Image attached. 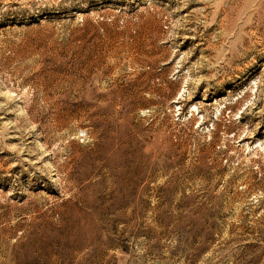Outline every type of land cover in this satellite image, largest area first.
Segmentation results:
<instances>
[{
    "label": "rangeland",
    "instance_id": "rangeland-1",
    "mask_svg": "<svg viewBox=\"0 0 264 264\" xmlns=\"http://www.w3.org/2000/svg\"><path fill=\"white\" fill-rule=\"evenodd\" d=\"M0 264H264V0H0Z\"/></svg>",
    "mask_w": 264,
    "mask_h": 264
}]
</instances>
